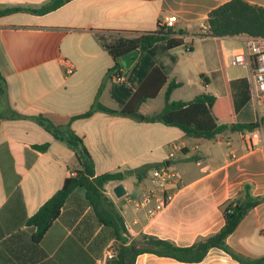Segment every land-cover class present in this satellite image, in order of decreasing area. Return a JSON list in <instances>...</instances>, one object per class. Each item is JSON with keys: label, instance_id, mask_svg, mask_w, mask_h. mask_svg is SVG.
I'll return each instance as SVG.
<instances>
[{"label": "crops", "instance_id": "crops-1", "mask_svg": "<svg viewBox=\"0 0 264 264\" xmlns=\"http://www.w3.org/2000/svg\"><path fill=\"white\" fill-rule=\"evenodd\" d=\"M51 1L0 0V10H36ZM230 1L72 0L44 15L21 11L0 17V73L5 80L0 84V264H116L115 231L100 221L84 189L70 195L40 241L33 238L37 229L27 225L81 168L67 143L70 132L81 138L96 175L129 172L124 180L107 184L105 195L131 233L130 243L148 235L192 246L221 231L224 204L249 184L252 195L263 200L227 244L248 261L264 258V143L252 146L249 130H227L206 140L189 138L161 121L138 122L118 113L97 111L73 119L90 109L99 90L102 105L122 110L124 103L116 95L124 97L120 88L137 90L141 80L136 72L150 60L169 81L181 83L172 101L211 94L232 101L237 122H255L243 119L251 108L257 116L249 69L242 67L247 74L233 76L227 72L237 53L229 40L241 41L239 36L201 37L208 32L211 12ZM244 1L264 8V0ZM170 16L177 17L170 35L138 54L131 68H124L127 82L116 84L111 79L115 62L106 46L153 34ZM166 89L140 112L159 115L165 100L162 108L151 103L162 93L165 97ZM191 160L195 168L185 176L176 164ZM162 166L177 172L180 181L166 187L169 200L150 214L156 198L139 204L154 185L153 169ZM148 167L150 173L144 171ZM109 251L114 259L107 258ZM135 264L241 263L212 248L197 263L144 253Z\"/></svg>", "mask_w": 264, "mask_h": 264}, {"label": "trees", "instance_id": "trees-1", "mask_svg": "<svg viewBox=\"0 0 264 264\" xmlns=\"http://www.w3.org/2000/svg\"><path fill=\"white\" fill-rule=\"evenodd\" d=\"M70 1L72 0H52L36 10L24 8L4 9L0 10V17L21 11L44 15L61 8ZM207 24L208 32L202 34L201 37L218 39L242 35L262 37L264 36V8L252 5L244 0H232L212 11ZM169 31L160 26L157 32L153 34L120 40L107 45L106 48L115 62L112 72L124 68L122 59L125 56L134 52L138 54L148 52L156 43L165 40L170 35ZM136 76L141 80V83L134 93L120 88L125 92L124 97L121 99L116 95L117 99L124 103L122 110L114 111L102 105L99 101L101 92L99 90L90 109L74 116L73 119L88 118L97 111L110 114L118 113L138 122L154 123L161 121L167 126L180 129L189 138L206 140H212L227 130L242 132L254 130L258 127L256 121L250 123L237 122L235 109L230 99L217 98L211 94H201L191 102L172 101L171 95L175 89L181 87V83L175 80L169 81L165 73L160 68L155 67L150 60L139 67ZM4 81L0 73V84ZM165 86L167 87L165 105L161 113L157 116L142 114L140 112L141 106L148 100L156 99ZM41 121H44V119L41 118ZM67 143L76 151L81 168L77 170L74 176L71 175L66 178L62 188L28 220L27 225L37 229L33 235L35 241L42 239L53 222L60 216L61 210L70 195L80 188L85 190V196L100 221L115 231L117 240L115 247L117 253L116 264H135L137 257L144 253L172 258L180 262L197 263L201 262L212 248L224 250L241 264H264V258L248 261L235 253L227 244V238L234 233L250 211L263 200V198L252 195L249 184L243 187L239 196L224 204L223 214L226 223L221 231L199 239L192 246L179 247L171 241L148 235H141L133 243H130L131 233L126 229L124 220L115 210L113 202L105 195L107 184L124 180L129 172L96 175L93 161L84 149L81 138L70 132ZM139 245L141 247H138Z\"/></svg>", "mask_w": 264, "mask_h": 264}, {"label": "built area", "instance_id": "built-area-1", "mask_svg": "<svg viewBox=\"0 0 264 264\" xmlns=\"http://www.w3.org/2000/svg\"><path fill=\"white\" fill-rule=\"evenodd\" d=\"M177 24V17L170 16L162 23L166 30L172 29ZM243 49L232 58L231 64L236 67H246L250 71L251 97L257 104V124L258 127L247 132V140L252 146H259L264 143V36L253 37L249 35L239 36ZM190 49V48H189ZM111 79L116 84H125L127 77L125 69L115 70L111 73ZM154 185L150 189L149 195L139 204L144 206L150 202L152 197L156 198V206L150 209L152 214L161 210L169 200L166 196V187L180 181V175L172 171L167 166L154 168L152 171ZM108 259H114L115 255L109 251L106 254Z\"/></svg>", "mask_w": 264, "mask_h": 264}, {"label": "rangeland", "instance_id": "rangeland-1", "mask_svg": "<svg viewBox=\"0 0 264 264\" xmlns=\"http://www.w3.org/2000/svg\"><path fill=\"white\" fill-rule=\"evenodd\" d=\"M229 41L231 43L235 42L232 45L233 48L235 47V49H236L235 52L238 53V52H240L243 49V44H242L241 41H238V40H229ZM227 72L231 76H233L235 74H238V73H246L247 74V72H246V70L244 68L236 67V66H232V65H231V67H229L227 69ZM199 79H200V77H199ZM249 91H250V94H251V87L249 88ZM164 100H165L164 93H162L160 98L157 101H154L151 104H154L153 106H155V107H161L162 108L163 105H164ZM243 119H244V121H256L257 120V116L254 113L253 109L251 108L250 110H248L246 113L243 114ZM195 164L196 163L193 160H191L190 162H178L176 164V168L179 169L183 173V175L188 176V175H190L191 171L194 170ZM185 169H186V171H185ZM144 171L150 173L151 170L148 167Z\"/></svg>", "mask_w": 264, "mask_h": 264}, {"label": "water", "instance_id": "water-1", "mask_svg": "<svg viewBox=\"0 0 264 264\" xmlns=\"http://www.w3.org/2000/svg\"><path fill=\"white\" fill-rule=\"evenodd\" d=\"M137 56H138V53L134 52V53L128 54L122 59V64L126 70H129L131 68L134 62V58H137ZM119 188H122V186H119Z\"/></svg>", "mask_w": 264, "mask_h": 264}]
</instances>
